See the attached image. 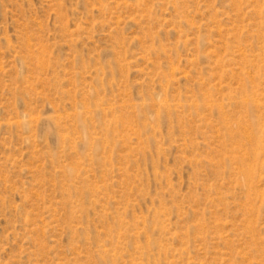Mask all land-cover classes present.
<instances>
[{"label": "rangeland", "instance_id": "374dc122", "mask_svg": "<svg viewBox=\"0 0 264 264\" xmlns=\"http://www.w3.org/2000/svg\"><path fill=\"white\" fill-rule=\"evenodd\" d=\"M0 264H264V0H0Z\"/></svg>", "mask_w": 264, "mask_h": 264}]
</instances>
